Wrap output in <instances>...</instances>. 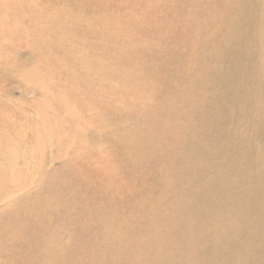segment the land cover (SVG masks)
<instances>
[{
	"label": "rangeland",
	"instance_id": "rangeland-1",
	"mask_svg": "<svg viewBox=\"0 0 264 264\" xmlns=\"http://www.w3.org/2000/svg\"><path fill=\"white\" fill-rule=\"evenodd\" d=\"M0 264H264V0H0Z\"/></svg>",
	"mask_w": 264,
	"mask_h": 264
}]
</instances>
